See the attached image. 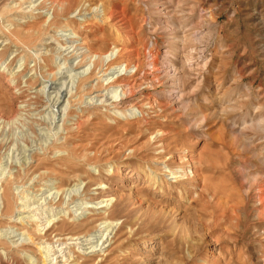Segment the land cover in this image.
I'll return each mask as SVG.
<instances>
[{
    "label": "rangeland",
    "instance_id": "obj_1",
    "mask_svg": "<svg viewBox=\"0 0 264 264\" xmlns=\"http://www.w3.org/2000/svg\"><path fill=\"white\" fill-rule=\"evenodd\" d=\"M119 46L131 55L89 56ZM191 155L198 188L161 189L182 188L170 170ZM9 179L14 208L2 214ZM96 189L112 195L92 201ZM117 202L126 214L104 219ZM91 219L98 231L68 236ZM35 224L48 229L38 244ZM103 255L264 264V0H0V264Z\"/></svg>",
    "mask_w": 264,
    "mask_h": 264
},
{
    "label": "bare ground",
    "instance_id": "obj_2",
    "mask_svg": "<svg viewBox=\"0 0 264 264\" xmlns=\"http://www.w3.org/2000/svg\"><path fill=\"white\" fill-rule=\"evenodd\" d=\"M40 5L41 6H47L46 5V3L44 2V1H42V2H40ZM64 4H62V6H60L61 7V11L60 12H62V10L64 9ZM50 8L54 11L55 10V6L51 3V5H50ZM102 15H104L105 14V12L104 11H102L101 10V12H100ZM107 19V18H106ZM20 33H23L22 31H20ZM31 34V33H30ZM73 38H77V37H73ZM75 41H77L76 39H75ZM81 49H82V47H81ZM83 49H84V47H83ZM113 51H116L115 52V54H116V56H130L131 55V53L129 52V51H127V49L125 48V46H119L118 48H115V49H113L112 50V52L111 53H108V54H102V55H98V54H90V51H89V49L86 47L85 48V52L86 53H89L90 55L89 56H96L97 55V58L96 57H94V58H96L95 59V61H94V64H96V65H98L99 63H104V61H107L108 59H107V57L108 56H111L114 52ZM109 58V57H108ZM153 62V61H152ZM121 66H123V68L126 70L127 69V66H126V63H122V64H120V65H118V66H116L117 68H119V69H121ZM115 67V68H116ZM126 71H128V70H126ZM81 73H84V72H81ZM80 74V73H79ZM121 77H119V79H120ZM84 80H86V79H83V80H81L80 81V85H81V87H83L85 84H83L84 83ZM112 83H114V84H116L117 86H120L121 88H122V91H123V97L121 98V100H124L125 101V99H128V98H131V96L133 95V91L131 90V88L128 86V84H125V83H122V84H117L118 83V77H116V78H114L112 81H111ZM111 83V84H112ZM134 109V110H133ZM133 109H130V110H128V109H125V110H115L114 111V113H116L117 114V116L119 115V116H123V117H126V116H130V115H133V114H136L137 112H139L140 111V113H142V111L140 110V108L137 106L136 108L135 107H133ZM159 136L161 137V136H163L162 135V132L161 133H159ZM158 143V145H157V151H159L160 153V155H162V158L164 159L165 158V155L163 156V154H166V147H165V144L162 142V140H159V141H157ZM193 155H191V158L189 159V161H188V164L185 166V167H179V168H177V169H175V170H170V176H171V179H174V180H176L175 182H179L181 185H182V188L179 190V191H177L178 190V188L175 186V185H169L168 184V182L167 183H164L163 181H162V183H163V185H161V189H164V184H166L167 186H169L168 187V191H169V194H171V191H172V194H173V192L174 191H176V195H177V198L178 197H184V195L185 194H183V191L185 190L184 188L186 187V185H191V186H194L195 188H198V185H200V183H201V179H200V174H199V170H197L196 168V166H194V163H192V161H193ZM171 158V160H172V158L173 157H170ZM170 161L169 160H167V159H165V160H163V165H165L168 169L170 168V169H174V168H171L170 167V165L172 164H170L169 163ZM172 166V165H171ZM196 167V168H195ZM163 170V169H162ZM162 170H161V172H162ZM160 172V173H161ZM159 173V172H158ZM144 175L145 176H147V174H146V172H144ZM151 178V181H156V176H153V177H150ZM11 179H9V180H7L5 183H4V185H3V191H2V199H3V204H4V208H3V211H2V214H7L8 212H11L12 211V208H14V200H13V196H12V194H11V191H10V185H11ZM158 187V186H157ZM193 190V189H192ZM90 191V190H89ZM96 193H98L97 194V197L96 198H93V199H91L92 201H94V200H96V199H98V198H100V197H106V201L109 199V197L112 195V193L111 192H105V191H102V190H100V189H96ZM187 193V192H186ZM191 194L192 195H194V196H198V194L195 192H191ZM118 195H116V197H117ZM115 197V196H114ZM102 200H104L103 198H101ZM191 199V198H190ZM115 200H116V198H115ZM116 201H118V200H116ZM122 202V201H121ZM110 210V209H109ZM118 213L119 215H124V213L126 212V209H125V207L124 206H121L120 204H118V202H117V204H113L112 205V207H111V210L108 212V215H107V218L106 217H103L104 219H111V218H113L112 216L115 214V213ZM146 212V211H145ZM126 214V213H125ZM182 214L181 213H179L177 216H181ZM127 216V215H126ZM125 216V217H126ZM129 216V215H128ZM133 216V215H132ZM151 217V216H150ZM141 218V217H140ZM103 219V220H104ZM101 220V219H100ZM169 221V220H168ZM102 222V221H101ZM94 223V219L92 220L91 219V221L87 224V223H85L84 225H80V226H78V228L79 229H83V228H85V227H90V229L89 230H87L86 232L84 231V233H79V234H77V235H75V234H66V232H67V228H68V224L66 223V222H64V223H62V224H60V225H57V226H55V224L53 225L54 227H52L51 229H53L54 228V230H53V232L54 233H56V235L57 236H63V235H68V236H70V238H73V237H77L76 239H81V238H83V237H86L87 235H89V233H90V231H98V229H97V227H99L98 225L99 224H97V225H94L93 224ZM91 224H93V225H91ZM90 225V226H89ZM173 227L174 226H172L171 225V229H169V230H173ZM23 228V227H22ZM24 229V228H23ZM92 229H94V230H92ZM176 229V228H175ZM44 230H46L45 228H43L42 229V227L40 226V225H38V224H35V226H32V228H31V230L30 229H26V232H28L29 233V235L31 236V239H32V243L34 244H38V243H40V242H42V240H43V235H45L46 233H44V234H42L43 233V231ZM48 230V229H47ZM46 230V231H47ZM55 235V236H56ZM69 238V239H70ZM63 240H65V239H63ZM108 240V239H107ZM62 241V240H61ZM111 241V240H110ZM114 242V241H113ZM31 243V244H32ZM98 246V245H97ZM97 246H94L93 247V251H91V252H97V251H95V249H96V247ZM41 248H46V247H44V246H42V247H40V249ZM100 251V250H99ZM84 258V257H83ZM100 261L97 263H95V264H100V263H102L103 262V260H109L108 259V257L105 259L104 258V255L103 256H100ZM90 262V260H88V259H81V260H79L78 262H77V264H88ZM89 264H94V262L93 263H89Z\"/></svg>",
    "mask_w": 264,
    "mask_h": 264
}]
</instances>
